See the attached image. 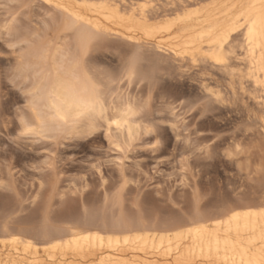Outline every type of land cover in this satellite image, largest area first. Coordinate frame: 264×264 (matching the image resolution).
Instances as JSON below:
<instances>
[{"label":"rangeland","instance_id":"rangeland-1","mask_svg":"<svg viewBox=\"0 0 264 264\" xmlns=\"http://www.w3.org/2000/svg\"><path fill=\"white\" fill-rule=\"evenodd\" d=\"M124 1L154 6L167 0ZM193 1L202 6L215 0ZM45 6L40 0H0L1 231L38 240L43 229L64 232L89 217L101 225L126 220L163 230L264 198V136L249 123L244 102L252 110L251 101L228 92L227 104L213 111L197 78L190 79L195 68L178 69L170 59L159 66L141 61L142 73L129 80L125 69L133 50L114 38L94 40L86 58L113 99L137 104L140 132L133 139L109 135L103 126L72 136L22 132L26 95L14 76L13 37L5 26L20 34L49 29L57 35V16Z\"/></svg>","mask_w":264,"mask_h":264},{"label":"bare ground","instance_id":"bare-ground-1","mask_svg":"<svg viewBox=\"0 0 264 264\" xmlns=\"http://www.w3.org/2000/svg\"><path fill=\"white\" fill-rule=\"evenodd\" d=\"M40 2L57 16L52 21L59 34L49 29L20 34L5 26L13 37L14 76L26 95L28 113L19 117L25 134L72 136L103 126L133 139L140 132L137 104L113 99L86 58L94 40L114 38L133 50L125 69L129 80L142 73L143 60L159 66L170 59L178 69L195 68L190 79L197 78L213 111L227 104L228 92L248 99L249 123L258 124L264 136V0H215L204 6L193 0L154 6L124 0ZM223 214L163 230L126 220L101 225L89 217L82 227L64 232L43 229L38 240L3 228L0 264H264V198Z\"/></svg>","mask_w":264,"mask_h":264}]
</instances>
